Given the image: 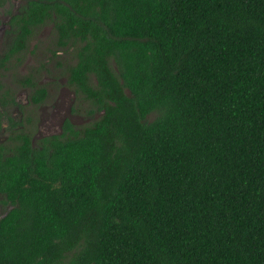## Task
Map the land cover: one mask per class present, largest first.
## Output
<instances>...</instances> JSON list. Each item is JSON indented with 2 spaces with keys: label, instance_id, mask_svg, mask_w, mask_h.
<instances>
[{
  "label": "trees",
  "instance_id": "trees-1",
  "mask_svg": "<svg viewBox=\"0 0 264 264\" xmlns=\"http://www.w3.org/2000/svg\"><path fill=\"white\" fill-rule=\"evenodd\" d=\"M26 4L97 114L0 141V264H264V0Z\"/></svg>",
  "mask_w": 264,
  "mask_h": 264
},
{
  "label": "rangeland",
  "instance_id": "rangeland-1",
  "mask_svg": "<svg viewBox=\"0 0 264 264\" xmlns=\"http://www.w3.org/2000/svg\"><path fill=\"white\" fill-rule=\"evenodd\" d=\"M6 18L7 12L0 7V141L9 144L8 137L21 129L34 142L39 135L58 132L65 117L74 124H82L96 116L97 112L88 114L85 102L79 101L67 83L66 65L72 62L73 52L52 41L48 23L34 32L35 36L22 51L1 62L5 47V38L1 36H5L6 28L1 22L5 23ZM33 85L45 89L39 102H33L30 97Z\"/></svg>",
  "mask_w": 264,
  "mask_h": 264
},
{
  "label": "flooded vegetation",
  "instance_id": "flooded-vegetation-1",
  "mask_svg": "<svg viewBox=\"0 0 264 264\" xmlns=\"http://www.w3.org/2000/svg\"><path fill=\"white\" fill-rule=\"evenodd\" d=\"M26 5H27L26 0H20V1L18 0L15 3H12L10 0H0V7L2 8V11H4V9H5V11L7 12L6 22L5 23L1 22V25H6L5 30H3V32L5 31V36L4 37H3V35L1 36L2 38H5V47H4L3 52H5V50L8 48L9 42L12 41V39L15 37V35L13 33H14V28L17 26V24L15 25V24L11 23L12 15L18 13L20 11L21 6H25L24 8H22V15H24L26 17V9H25L27 7ZM53 15L54 14H51V16H53ZM47 23L50 27L49 31L51 32L52 41L54 43H57L59 40H64V41H72L73 40V36H72L73 33L71 30L67 31V34H68L67 36H60L61 32L58 29L57 23L55 22V20L44 15V16H42V19L40 21L34 22L33 24L30 25V31L27 34V36L25 37V43L27 44V41L31 40L35 36V35H33L34 32L36 33L40 27L45 26ZM3 32H1V33L3 34ZM79 39H80V37H78V36L75 37V42L80 41ZM25 47L26 46H24V48ZM22 50H20V51H22ZM14 54H16V53L9 54V56L14 55ZM34 87H38V85H34ZM34 87H32L31 93L34 90ZM60 124H61V122H60ZM55 133H57V132H55ZM43 135H45V134H43ZM39 136H41V135H39Z\"/></svg>",
  "mask_w": 264,
  "mask_h": 264
}]
</instances>
